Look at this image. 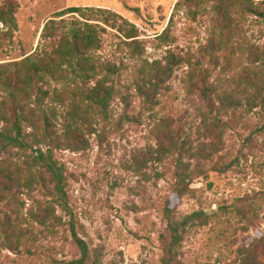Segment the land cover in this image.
Segmentation results:
<instances>
[{
  "label": "rangeland",
  "instance_id": "obj_1",
  "mask_svg": "<svg viewBox=\"0 0 264 264\" xmlns=\"http://www.w3.org/2000/svg\"><path fill=\"white\" fill-rule=\"evenodd\" d=\"M176 1L0 0V5L12 4L17 25L10 32L0 22V64L31 53L42 42L44 24L70 6L109 9L134 23L144 38H152L167 25ZM68 15L63 16L66 21L71 20ZM239 28L242 36L264 48V19L247 17ZM110 31L104 34L98 54L122 57L115 30ZM173 33V50L178 53L195 52L208 34L202 22H193L183 13L176 15ZM163 51L161 46L149 45L145 55L152 60ZM252 59L237 52L227 62L219 61L216 80L240 90L244 78H260L264 84V67ZM176 74L178 78L181 70ZM262 92L261 103L253 110L240 109L237 114L241 115L229 124L224 117L216 128L220 131L218 149L209 159L193 153L200 119L184 102L178 81L153 111L144 108L141 97L132 95L126 104L115 96L109 120L102 123L101 139L85 134L79 149L55 150L67 178L69 211L56 210L64 224H43L45 196L38 191L15 187V199L0 202V220L9 217L32 223L31 232L22 239L25 244L14 241L11 250L0 242V264H69L80 256L69 220L88 246L86 264H158L163 247L170 242L163 216L166 202L175 207L177 220H187L168 264H239L241 248L264 234V89ZM167 115L172 118L174 147L164 138L158 140L154 127L157 117ZM162 143L168 150L159 148ZM14 153L1 154L11 169L12 162L23 165V158L16 159ZM180 172L187 176L188 191L174 198L171 186ZM197 211L202 214L193 216ZM25 223L22 226H30Z\"/></svg>",
  "mask_w": 264,
  "mask_h": 264
},
{
  "label": "trees",
  "instance_id": "obj_2",
  "mask_svg": "<svg viewBox=\"0 0 264 264\" xmlns=\"http://www.w3.org/2000/svg\"><path fill=\"white\" fill-rule=\"evenodd\" d=\"M263 5L264 0H177L167 25L152 38H144L134 23L106 8L70 6L49 19L41 30L40 45L18 61L0 64V202L15 199V187L19 191H38L45 196L43 224H64L56 210L69 211L67 178L55 150L79 149L85 134H96L101 139L105 128L102 123L109 120L115 96L126 104H130L132 95L141 97L144 108L153 111L176 81L184 102L200 119L193 153L209 159L218 149L220 131L216 128L224 117L229 124L241 115L237 114L240 109L251 111L261 103L264 84L260 78H244L240 90L223 86L214 72L219 61L227 62L237 52L264 67V48L242 36L239 28L247 17L264 19ZM181 13L193 22H202L207 29L205 43L195 52L173 50L174 20ZM65 15L71 20L66 21ZM0 22L10 32L16 29L11 3L0 5ZM110 30H115L122 57L98 54L104 34ZM149 45L163 47L162 55L149 60L145 55ZM178 70L181 75L177 78ZM171 120L169 115L159 116L154 127L158 140L164 138L168 146L174 147L177 141ZM168 146L162 143L159 148L168 150ZM11 151L16 159L23 158V165L15 161L11 169L1 159L2 152ZM187 191V176L176 173L172 196L181 198ZM201 214L193 212L196 217ZM163 216L170 242L163 247L158 264H168L187 222L177 220L175 207L169 202L163 206ZM23 223L19 218L0 220V242L4 247L14 250V241L25 244L22 239L31 232L32 223ZM68 224L80 251V256L69 264H86L90 260L88 246L76 235L70 220ZM240 251L239 264H264V234Z\"/></svg>",
  "mask_w": 264,
  "mask_h": 264
}]
</instances>
